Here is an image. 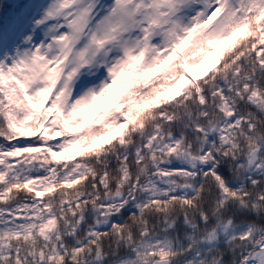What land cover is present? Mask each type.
Masks as SVG:
<instances>
[{
  "label": "snow or ice",
  "instance_id": "1",
  "mask_svg": "<svg viewBox=\"0 0 264 264\" xmlns=\"http://www.w3.org/2000/svg\"><path fill=\"white\" fill-rule=\"evenodd\" d=\"M6 2L0 264H264V0Z\"/></svg>",
  "mask_w": 264,
  "mask_h": 264
},
{
  "label": "trees",
  "instance_id": "2",
  "mask_svg": "<svg viewBox=\"0 0 264 264\" xmlns=\"http://www.w3.org/2000/svg\"><path fill=\"white\" fill-rule=\"evenodd\" d=\"M11 7L12 5L10 3H7L6 0H0V24L4 23L7 19Z\"/></svg>",
  "mask_w": 264,
  "mask_h": 264
},
{
  "label": "rangeland",
  "instance_id": "3",
  "mask_svg": "<svg viewBox=\"0 0 264 264\" xmlns=\"http://www.w3.org/2000/svg\"><path fill=\"white\" fill-rule=\"evenodd\" d=\"M199 66H197V68H198ZM197 68H188V71L189 72H193V73H195L196 71H197ZM75 150H77L76 148H70V149H68L67 151H69V152H71V151H75ZM70 158H72V157H70Z\"/></svg>",
  "mask_w": 264,
  "mask_h": 264
}]
</instances>
